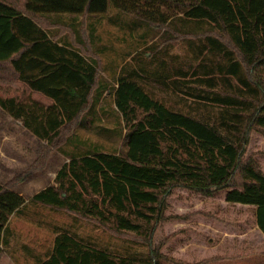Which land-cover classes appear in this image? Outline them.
I'll list each match as a JSON object with an SVG mask.
<instances>
[{
    "label": "trees",
    "instance_id": "trees-1",
    "mask_svg": "<svg viewBox=\"0 0 264 264\" xmlns=\"http://www.w3.org/2000/svg\"><path fill=\"white\" fill-rule=\"evenodd\" d=\"M98 17L137 37L111 61L112 81L100 74ZM87 19L94 56L80 48ZM157 36L173 42L153 41L125 61ZM0 69L43 98L0 95V108L68 158L27 202L0 183V256L10 216L28 203L150 240L175 187L255 206L264 235V171L243 158L252 130L264 139V0H0ZM81 130L118 142L106 150ZM54 226L51 246L26 255L32 264L160 262L149 247L112 251Z\"/></svg>",
    "mask_w": 264,
    "mask_h": 264
},
{
    "label": "rangeland",
    "instance_id": "rangeland-1",
    "mask_svg": "<svg viewBox=\"0 0 264 264\" xmlns=\"http://www.w3.org/2000/svg\"><path fill=\"white\" fill-rule=\"evenodd\" d=\"M41 20L44 25H48L44 19L41 18ZM36 21L41 24L38 19ZM91 21H95L98 34L96 49L103 50L101 56L96 53L103 70L100 74L112 81L113 76L118 73L119 67L117 66L112 71L109 68L111 61L119 62L118 55H122V49L126 48L128 51L133 48L137 37H129L127 34L129 30L117 29L116 25L109 23L106 19L98 17ZM88 22V19L85 20L80 27V39L83 45L80 48L84 54L94 56V43L88 41L85 30ZM57 29L60 33L69 34V30L65 26H57ZM70 38L72 39L71 35ZM153 41L159 42V47H163L164 43L173 42L167 40L162 43L157 36L152 41L138 47L127 56L125 61L135 53L143 51ZM181 50L179 45L174 48V51L178 53ZM28 91L25 85L0 69L1 96H19L22 99L32 96V98L43 100L41 95ZM153 92L158 98L163 96L159 89H155ZM166 100L169 103L173 102L171 99ZM106 117L108 118V115ZM80 134L83 138L95 142L106 150H109L111 144L116 145L118 142L112 143L113 141L99 138L91 131L81 130ZM67 149L66 147L64 150ZM263 151L262 134L252 130L248 144L245 146L243 158L253 155L258 161L260 169L264 171ZM67 161L68 158L60 150L46 145L44 140L34 136L23 127L19 120L14 119L0 108L1 184L14 189L27 202L34 193L54 182L57 171ZM205 197L207 198V196L191 190L171 188L165 199L160 222L155 225L150 240L133 232L117 233L110 229L100 228L89 221L80 220L75 223L70 213L65 210H55L40 204L28 203L20 212L9 218L12 236L8 250L0 256V264H32V257L26 255L28 252L43 253L46 248L51 246L55 235L51 228L54 225L75 229L83 238L112 251H122L126 247L145 250L149 247L152 251L160 254L159 264H206L205 260L210 259L214 252L205 249L204 239L211 237V239L217 240L215 238L217 233H219V239H222V229L233 231L234 229H230V227L235 230H240L243 226L251 227L252 208L244 210L234 205L224 206L223 191L216 192L211 200H203ZM220 212L224 214L221 222H224L225 225L218 220L221 217ZM217 248L215 254L222 253V245ZM200 251H202L201 254Z\"/></svg>",
    "mask_w": 264,
    "mask_h": 264
},
{
    "label": "crops",
    "instance_id": "crops-1",
    "mask_svg": "<svg viewBox=\"0 0 264 264\" xmlns=\"http://www.w3.org/2000/svg\"><path fill=\"white\" fill-rule=\"evenodd\" d=\"M211 200L212 196L205 197L203 200ZM210 202V201H205ZM223 204L226 205H234L237 207H241L246 210L252 208V217H251V227L243 226L240 230H235V228L230 227V229H234L233 231L222 229L221 238L219 233L216 234L215 238L217 240L204 239V247L205 249L213 250L212 257L224 256L223 259L219 260H211L206 264H263L264 258L262 256L263 250V240L264 235L261 230L256 225L255 221V206L240 204V203H230L224 200V191H223ZM215 205V203H212ZM221 217L218 219L220 222L222 220V216L224 214L220 212ZM223 221V220H222ZM225 225L224 222H221ZM245 225V224H244ZM225 244H224V242ZM222 245V253L215 254V251L218 249L217 247ZM229 250V252H227ZM202 251H200L201 254ZM202 257V256H201ZM211 258V257H210Z\"/></svg>",
    "mask_w": 264,
    "mask_h": 264
}]
</instances>
